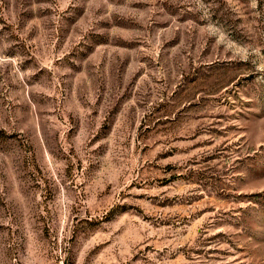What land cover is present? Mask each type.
<instances>
[{
    "label": "rangeland",
    "instance_id": "374dc122",
    "mask_svg": "<svg viewBox=\"0 0 264 264\" xmlns=\"http://www.w3.org/2000/svg\"><path fill=\"white\" fill-rule=\"evenodd\" d=\"M0 264H264V0H0Z\"/></svg>",
    "mask_w": 264,
    "mask_h": 264
}]
</instances>
